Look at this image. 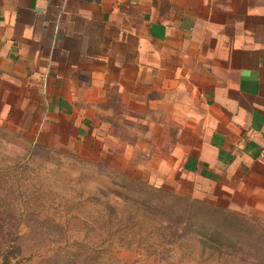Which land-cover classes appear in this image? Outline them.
<instances>
[{"label":"crops","instance_id":"0c3cea01","mask_svg":"<svg viewBox=\"0 0 264 264\" xmlns=\"http://www.w3.org/2000/svg\"><path fill=\"white\" fill-rule=\"evenodd\" d=\"M0 123L264 217V0H0Z\"/></svg>","mask_w":264,"mask_h":264},{"label":"rangeland","instance_id":"374dc122","mask_svg":"<svg viewBox=\"0 0 264 264\" xmlns=\"http://www.w3.org/2000/svg\"><path fill=\"white\" fill-rule=\"evenodd\" d=\"M30 140L27 132L0 123V264H223L216 249L197 256L199 243L183 234L159 242L176 228L171 220L160 222L168 219L170 193L217 206L222 214L207 213L206 220L243 214L253 225L251 239L260 232L264 239L261 213L231 206L222 193L195 198L187 181L149 171L133 153L124 157L122 146L81 134L72 143ZM144 199L145 207L139 204ZM174 202L183 213L185 205ZM107 206L114 208L113 219Z\"/></svg>","mask_w":264,"mask_h":264},{"label":"trees","instance_id":"16d2710c","mask_svg":"<svg viewBox=\"0 0 264 264\" xmlns=\"http://www.w3.org/2000/svg\"><path fill=\"white\" fill-rule=\"evenodd\" d=\"M142 186H144L142 184ZM144 193L147 194L145 190ZM152 191L157 193L163 192L162 189L152 188ZM155 195V194H154ZM180 200L182 205H185L179 213L174 207V199ZM147 199L139 202L142 206H147ZM169 215L168 219L160 222H168L171 220L175 229H169L167 235L160 237L159 242L173 243L179 239L181 235L187 240L199 243L197 256L202 257L204 254L208 257L212 252L208 249H216V256L221 257L222 263L231 261V264H264V239L261 234L257 235L255 240L251 239L249 231H252L250 226L252 223L243 214L234 211H228L219 223L217 220H206L207 213L221 215L222 213L215 210L218 207L197 199L176 196L172 193L169 195ZM160 205V204H159ZM187 205V207H186ZM215 207V208H214ZM109 213L106 216L114 218V208L107 206ZM192 208L194 210H192ZM145 210L143 209V213ZM159 213V212H158ZM105 216V215H104ZM103 226V225H102ZM253 226V225H252ZM170 227V226H169ZM157 228V227H156ZM165 229L162 228V231ZM259 230V229H258ZM260 231V230H259ZM262 231V230H261ZM118 242L127 243L132 241L121 238ZM215 248H214V247ZM110 256H112L110 254ZM230 257V258H229ZM112 258L115 259L114 256ZM117 260V259H116ZM159 264V263H156Z\"/></svg>","mask_w":264,"mask_h":264},{"label":"built area","instance_id":"2783aa9c","mask_svg":"<svg viewBox=\"0 0 264 264\" xmlns=\"http://www.w3.org/2000/svg\"><path fill=\"white\" fill-rule=\"evenodd\" d=\"M261 155L264 156V149L261 150Z\"/></svg>","mask_w":264,"mask_h":264}]
</instances>
